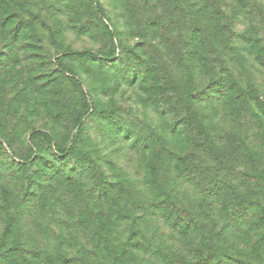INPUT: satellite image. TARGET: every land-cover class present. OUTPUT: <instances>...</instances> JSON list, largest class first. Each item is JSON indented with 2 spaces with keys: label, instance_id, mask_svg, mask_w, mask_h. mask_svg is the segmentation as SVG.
<instances>
[{
  "label": "rangeland",
  "instance_id": "374dc122",
  "mask_svg": "<svg viewBox=\"0 0 264 264\" xmlns=\"http://www.w3.org/2000/svg\"><path fill=\"white\" fill-rule=\"evenodd\" d=\"M105 2L108 8L100 0H0V136L7 140L0 139L3 161L21 162L12 153L28 159L32 145L44 146L32 135L35 131L58 137L73 112L88 114L86 89L107 93L105 103L115 106L110 116L123 108L125 99L134 104L164 99L155 94L157 81L151 74V84L140 81L143 97L111 91L107 80L92 89L103 71L93 68L97 34L115 40L118 29L109 30V10L118 21L124 15L118 9L130 0ZM159 2L142 0L141 8L150 13ZM222 2L230 21H198L191 38L203 44L214 26L236 28L227 37L229 47L241 49L234 53L230 85L251 90L256 99L221 98L226 103L198 118L195 135L190 125L172 131L180 124L174 121L166 151L155 144L133 149L122 165L78 153V161L90 169L74 171L70 164L62 173L71 170L79 177L46 181L43 188L33 184L37 198L21 197L23 192L13 199V183L0 181V264H70L76 243L104 251L109 246L112 256L122 253L118 264H264V72L249 78L246 67L250 58V67L264 69V26L257 21L258 0ZM186 3L195 10L194 0ZM150 23L158 28L155 19ZM113 52L101 58L113 60ZM208 60L201 56V65ZM218 81L201 91L214 90ZM101 112L97 108L96 114ZM82 124L86 138L90 122L84 118ZM97 161L113 169V178L98 177ZM124 242L130 248L122 252Z\"/></svg>",
  "mask_w": 264,
  "mask_h": 264
},
{
  "label": "clouds",
  "instance_id": "9594fccd",
  "mask_svg": "<svg viewBox=\"0 0 264 264\" xmlns=\"http://www.w3.org/2000/svg\"><path fill=\"white\" fill-rule=\"evenodd\" d=\"M100 2L105 8L109 7L105 0ZM141 3L142 0H130L126 7L118 9L124 14L118 21L116 13L109 10L108 15L113 19L109 30L116 28L118 31L115 40L111 42L97 34L98 39L93 51L97 53L94 59L98 63L94 64L93 68L99 67L103 71L94 78L92 89L98 87L97 81L107 80L111 91L119 90L133 97H143L140 81L151 84L152 81L148 80L151 74L157 81L155 94L162 95L164 99L156 104L150 100L134 104L125 99L123 108L110 116L107 113L114 111L115 106L105 103L107 93L98 95L96 91L86 89L88 114L85 121L90 122L91 131L86 138L78 141V129L71 121H66V130L53 141V152L58 147L65 151L76 149L92 156L93 159L99 155L106 160L112 159L116 165H122L125 158L132 157L133 149H147L149 145L155 144L158 146L157 150L166 151L165 141L171 140L170 126L174 121H179L180 124L175 125L172 131L179 129L181 125L185 128L190 125L192 134L195 135L198 118L226 103L220 100L222 95L230 100V70L234 67V53L241 49L229 47L227 37L237 29L222 31L218 26H214L211 32L204 34V42L201 44L191 38V30L197 25L198 18L186 0H160L156 9L150 13L141 8ZM202 6V2L196 5L197 8ZM255 6L260 12L257 21L264 26V0H258ZM88 18L85 16V19ZM153 19L157 21L158 28L151 25L150 21ZM250 27L251 25H245V28ZM261 34L264 35V32ZM169 46L174 47L170 49ZM111 49H114L112 54L115 59L103 60L101 57ZM201 56L209 57L206 65H201ZM250 65L249 58V64L246 65L249 78L259 77L260 73L264 72V69H256ZM213 80L220 81V84L215 86L220 89L219 92L213 94L214 90L201 91ZM195 91H201V94L192 96L191 93ZM261 99L264 101V94ZM97 108L102 109L99 115L96 114ZM199 123L202 125L203 121ZM113 133L118 134L115 140L111 138ZM0 139L5 137L0 136ZM5 142L7 143L6 139ZM17 150H20L19 146ZM110 153L112 155H109ZM97 163L100 164L97 169L98 177L102 174L109 179L113 178V169L104 166L101 161ZM30 175L31 170L20 177L19 181L13 182L9 188L13 199L23 194L27 176ZM171 176L175 179L174 172ZM4 183L7 187V182ZM157 195L159 196V193ZM144 206L146 208L147 204ZM214 207L219 214L220 205L216 204ZM217 218L219 219V215Z\"/></svg>",
  "mask_w": 264,
  "mask_h": 264
},
{
  "label": "trees",
  "instance_id": "16d2710c",
  "mask_svg": "<svg viewBox=\"0 0 264 264\" xmlns=\"http://www.w3.org/2000/svg\"><path fill=\"white\" fill-rule=\"evenodd\" d=\"M236 1L237 4L240 3V0ZM201 2L203 6L201 8H197L196 5ZM193 7L195 8L194 11L198 21H230L228 7L224 5L222 0H194ZM208 13H210V15ZM262 66L264 67V64H262ZM231 71L232 69L230 72ZM218 84H220V81H218ZM214 90H216V92L220 91V89L216 87ZM229 91L231 93V97L233 99H238L240 102L243 99H256L257 97L251 90L238 91L233 82L229 87ZM224 97L225 96L222 95L220 99ZM74 113L75 112L71 114L70 121L73 126L79 127L76 136V139L79 141L85 137L86 132L82 123L87 113L84 111L82 112V110L75 113V115ZM32 135L41 138L45 144L44 146L40 145L38 147L32 145V148L30 149L32 152L30 158L20 159L17 155L11 152L13 157L21 160V162H15L13 158L11 159L9 157L7 158L8 162L0 159V181L6 180L7 182L12 183L14 181H19L20 177L24 176L29 172V170H31V175L27 176L24 194L21 197L37 198V193L35 194L34 191L37 184L33 186L35 183H38L39 187L43 188L46 181L52 182L58 180H72L74 177H79L71 170H69L67 174L62 173L65 167L70 164L72 166L75 165L74 169L77 171L86 173V171L90 169V165L88 163L84 167L82 165V161H78L77 155L81 152L76 149L65 151L62 147H58L57 150L53 152L51 149L53 141L56 137H52L49 133L41 132V130L35 131ZM210 145L213 151H216L217 146L214 145L212 141L210 142ZM34 149H36V151H34ZM48 154H50L51 157H47ZM133 235L138 237V233H134ZM122 248V252H125L126 249L130 248V243H122ZM111 253L112 251L109 246L104 251L103 248L98 247L97 245L87 247L76 243V245L71 248L70 264H118L121 258H123L122 253H114L113 256Z\"/></svg>",
  "mask_w": 264,
  "mask_h": 264
}]
</instances>
